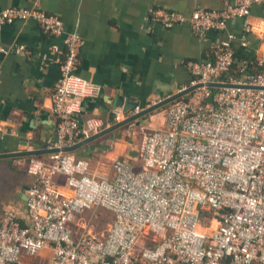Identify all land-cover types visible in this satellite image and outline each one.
Instances as JSON below:
<instances>
[{
	"label": "built area",
	"instance_id": "built-area-1",
	"mask_svg": "<svg viewBox=\"0 0 264 264\" xmlns=\"http://www.w3.org/2000/svg\"><path fill=\"white\" fill-rule=\"evenodd\" d=\"M254 4L264 0H230L224 9L200 8L189 18L164 9L154 16L166 29L189 22L206 34L246 18ZM18 22L62 37L61 76L52 94L57 133L47 146L60 151L25 160L32 176L26 210L13 207L0 218V264H26L25 257L46 252L47 264H264V54L259 71L243 61L240 77L230 81L224 80L236 61L230 43L206 61H190L189 86H236L197 88L170 104L163 129H143L138 163L115 159L112 175L104 176L87 159L61 151L102 131L98 120H82L91 93L77 75L82 37L40 8L0 11V29ZM11 132L0 124V136ZM62 184L70 194H61ZM98 208L112 216L100 234L81 220Z\"/></svg>",
	"mask_w": 264,
	"mask_h": 264
},
{
	"label": "crops",
	"instance_id": "crops-1",
	"mask_svg": "<svg viewBox=\"0 0 264 264\" xmlns=\"http://www.w3.org/2000/svg\"><path fill=\"white\" fill-rule=\"evenodd\" d=\"M229 3L230 0H0V11L11 7L40 8L60 16L65 32L82 37L77 75L91 87L82 120L96 119L104 130L134 115L117 107L119 98L143 110L184 91L191 81L188 63L210 59L224 42L235 50L246 49L257 64L264 54L263 5L254 4L246 18L231 20L224 30L206 34L195 32L189 22L166 29L154 16L155 10L164 9L189 18L197 9L221 10ZM0 47L8 50L0 51V124L12 131L0 136V154L47 150L57 133L52 94L61 76L62 37L45 33L35 22H18L0 29ZM20 47L25 50L19 52ZM151 121L148 130L163 129L164 118L152 116ZM108 135L76 152L90 162L97 175H112L111 165L95 170L91 162L95 152L104 148L102 141ZM113 146L108 158L126 157L138 163L137 153L119 143ZM28 157L0 158V218L13 207L24 215L27 186L32 182L24 163ZM60 192L70 194L63 184Z\"/></svg>",
	"mask_w": 264,
	"mask_h": 264
},
{
	"label": "rangeland",
	"instance_id": "rangeland-1",
	"mask_svg": "<svg viewBox=\"0 0 264 264\" xmlns=\"http://www.w3.org/2000/svg\"><path fill=\"white\" fill-rule=\"evenodd\" d=\"M168 106L169 105L149 114L145 118L134 121L109 133V135L104 138L105 140L102 141L104 148H99L95 152L96 158L91 159L94 169H100L101 167L107 168L111 165L113 159L108 158L107 155L109 152H112L114 143H119L125 146L126 150L138 154L143 129H147V126L151 124L152 116L162 120L165 115V110ZM145 109L146 108L143 110ZM141 111L142 110H140V112ZM111 218V214L101 208L94 209L93 211H86L81 216V220H84L88 223L87 228L97 234L104 233L109 229L110 225L112 224ZM49 258L50 254L46 252L41 253L36 257H25L24 262L26 264H47Z\"/></svg>",
	"mask_w": 264,
	"mask_h": 264
},
{
	"label": "water",
	"instance_id": "water-1",
	"mask_svg": "<svg viewBox=\"0 0 264 264\" xmlns=\"http://www.w3.org/2000/svg\"><path fill=\"white\" fill-rule=\"evenodd\" d=\"M236 85L233 84H228V83H220V82H215V83H207V84H197V85H193V86H189L187 88L184 89V91H181L165 100H163L162 102L151 106L149 108H146L145 110H142L141 112H138V110L140 109L136 104H131L129 101H124L122 98H119L116 101V105L118 108H122L124 109L125 113L128 112H133L134 115L130 118H128L127 120L116 124L115 126L109 128V129H104L101 132L95 134L94 136L79 142L78 144L72 146V147H67L62 149V152H74L76 153L80 148H82L83 146L109 134L110 132L114 131L115 129H119L122 128L134 121H137L139 119L145 118L146 116H148L149 114L164 108L167 105L172 104L173 102L183 98V96L193 92L194 90H196L197 88H201V87H209V88H229V87H234ZM59 152L60 150L58 148H54V149H47V150H31V151H22V152H15V153H6V154H0V158L1 157H14V156H31V155H39V154H43V153H47V152ZM30 186H27V189H29ZM28 196V195H27ZM27 196L25 197V200H27Z\"/></svg>",
	"mask_w": 264,
	"mask_h": 264
},
{
	"label": "trees",
	"instance_id": "trees-1",
	"mask_svg": "<svg viewBox=\"0 0 264 264\" xmlns=\"http://www.w3.org/2000/svg\"><path fill=\"white\" fill-rule=\"evenodd\" d=\"M243 61H248L251 63V67L255 71H259V68L256 65V60L254 57L246 51V49H238L236 50V61L233 67L231 68L230 72L224 77L225 81H230L231 78H239L240 77V66ZM190 94L183 96V98L177 101H183L186 99Z\"/></svg>",
	"mask_w": 264,
	"mask_h": 264
},
{
	"label": "bare ground",
	"instance_id": "bare-ground-1",
	"mask_svg": "<svg viewBox=\"0 0 264 264\" xmlns=\"http://www.w3.org/2000/svg\"><path fill=\"white\" fill-rule=\"evenodd\" d=\"M214 225H215V223H214Z\"/></svg>",
	"mask_w": 264,
	"mask_h": 264
}]
</instances>
